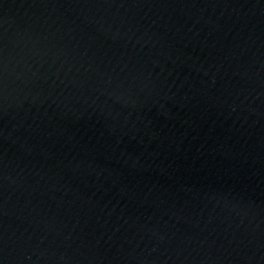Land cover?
<instances>
[{
	"label": "water",
	"instance_id": "1",
	"mask_svg": "<svg viewBox=\"0 0 264 264\" xmlns=\"http://www.w3.org/2000/svg\"><path fill=\"white\" fill-rule=\"evenodd\" d=\"M159 0H0V264H155Z\"/></svg>",
	"mask_w": 264,
	"mask_h": 264
}]
</instances>
